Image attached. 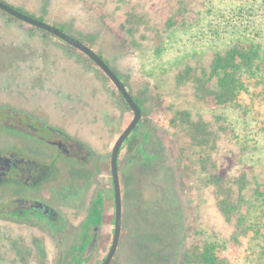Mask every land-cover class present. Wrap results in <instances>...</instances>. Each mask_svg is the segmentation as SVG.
<instances>
[{"label": "rangeland", "instance_id": "rangeland-1", "mask_svg": "<svg viewBox=\"0 0 264 264\" xmlns=\"http://www.w3.org/2000/svg\"><path fill=\"white\" fill-rule=\"evenodd\" d=\"M2 1L92 47L143 109L145 153L127 146L121 162L138 218L127 217L111 264H191L206 240L228 263L264 264V0ZM54 95L85 117L72 120L74 134L102 162L110 216L87 263L102 264L114 232L111 152L133 113L88 57L0 10V110L28 100L37 112V98ZM78 225L59 224L38 247L21 226L8 235L0 224V264H69Z\"/></svg>", "mask_w": 264, "mask_h": 264}, {"label": "flooded vegetation", "instance_id": "flooded-vegetation-1", "mask_svg": "<svg viewBox=\"0 0 264 264\" xmlns=\"http://www.w3.org/2000/svg\"><path fill=\"white\" fill-rule=\"evenodd\" d=\"M101 58L103 59L102 56ZM92 63L101 70L94 62ZM109 66L113 69L111 65ZM117 76L120 78L118 74ZM105 78L110 81L106 75ZM120 80L122 81L121 78ZM117 93L119 94L118 91ZM119 96L121 97L120 94ZM122 101L130 109L123 98ZM140 108L143 114L142 120L123 144L119 154L122 203L120 242L127 217L133 224L138 218L135 200L129 210L126 207L121 162L124 160L123 155L127 146L131 151L138 149L136 152L141 156L145 153L143 146L138 145L140 141L144 144L148 135L143 128L145 119L141 105ZM19 140L34 144L36 149L22 151L17 144H14ZM134 157L135 155L132 158ZM156 160H158L156 156L151 158L152 163ZM129 162L132 164L131 160H128L127 164ZM101 163L99 156L79 136L68 131L64 126L53 123L40 112L17 109L8 105V109L0 110V224H8V235L13 226L15 228L21 226L27 231L26 237L28 236L33 244L36 242L38 247L40 236L53 239L55 235L61 233L59 224L65 226L79 224L80 238L70 255L69 264H87L102 246L103 225L107 224L110 216L111 202L102 194V186L98 181ZM112 205L114 210L111 214L113 213L115 224V199ZM66 229L63 236L67 232ZM10 251L11 249L8 248V252Z\"/></svg>", "mask_w": 264, "mask_h": 264}, {"label": "water", "instance_id": "water-1", "mask_svg": "<svg viewBox=\"0 0 264 264\" xmlns=\"http://www.w3.org/2000/svg\"><path fill=\"white\" fill-rule=\"evenodd\" d=\"M0 10L11 18L16 19L20 22L28 24L37 29H41L55 36L59 40L63 41L70 47L78 50L79 52L86 55L92 62H94L102 72L107 76L111 83L115 86L123 100L126 102L128 107L133 113V119L126 129L121 133L119 138L116 140L112 153H111V176L113 182L114 190V199H115V224L113 239L108 251V254L102 264H111L112 260L115 257L117 252L121 233H122V203H121V186H120V177H119V154L123 144L126 142L131 133L137 128L138 124L142 120V110L138 102L132 97L126 86L117 76L115 71L106 63L101 56L95 52L90 46L82 42L79 39H76L68 35L65 31L60 28H57L49 23H46L38 18H35L27 13L16 9L15 7L7 4L6 2L0 0Z\"/></svg>", "mask_w": 264, "mask_h": 264}, {"label": "crops", "instance_id": "crops-1", "mask_svg": "<svg viewBox=\"0 0 264 264\" xmlns=\"http://www.w3.org/2000/svg\"><path fill=\"white\" fill-rule=\"evenodd\" d=\"M51 68L55 70V68H53L52 66ZM63 91L66 92L65 90ZM27 101L28 100L22 103L21 107L24 106L25 108L23 109L32 110ZM37 103L38 106L40 107L37 112H40V114L45 115L53 123L64 126L65 129L72 132L73 134H74V128L72 127L73 125L71 123L72 120L74 119L76 120L77 118L79 120L85 119L83 115L81 116L76 112L77 110L74 102L67 99L66 96L64 95H62L61 98H58L54 95V98L51 100H47L44 98V96H40L37 98ZM127 125H128L127 122L122 120L118 134H120ZM82 134H85V131H82Z\"/></svg>", "mask_w": 264, "mask_h": 264}, {"label": "trees", "instance_id": "trees-1", "mask_svg": "<svg viewBox=\"0 0 264 264\" xmlns=\"http://www.w3.org/2000/svg\"><path fill=\"white\" fill-rule=\"evenodd\" d=\"M222 55L218 53L216 55L214 68L217 70H222ZM234 69L238 68V66H233ZM224 252H221V246L214 241H204L196 246L193 247L189 258L188 263L191 264H232L228 263L224 257H222ZM246 261V260H245ZM249 260L245 263H248Z\"/></svg>", "mask_w": 264, "mask_h": 264}]
</instances>
